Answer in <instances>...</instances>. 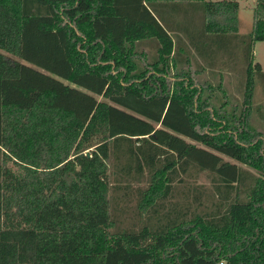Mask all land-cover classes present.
I'll use <instances>...</instances> for the list:
<instances>
[{
	"label": "trees",
	"instance_id": "1",
	"mask_svg": "<svg viewBox=\"0 0 264 264\" xmlns=\"http://www.w3.org/2000/svg\"><path fill=\"white\" fill-rule=\"evenodd\" d=\"M185 1L221 18L207 33L237 31L236 2ZM253 18L240 109L179 70L149 0H0V51L20 59L0 53V264H264V0ZM150 39L151 63L136 51ZM128 202L139 219L116 227Z\"/></svg>",
	"mask_w": 264,
	"mask_h": 264
},
{
	"label": "rangeland",
	"instance_id": "2",
	"mask_svg": "<svg viewBox=\"0 0 264 264\" xmlns=\"http://www.w3.org/2000/svg\"><path fill=\"white\" fill-rule=\"evenodd\" d=\"M223 1L236 2L238 4L235 20L231 24H227L229 29H231L232 25L236 26L237 31L235 33L227 32L223 37L214 33H207L205 27L215 21L221 23V18L214 16L213 12H209L204 2H196L194 10H186L185 15L180 5L179 10L176 9L171 12L176 22L175 26H168L166 29L175 44H177L176 40H178V44L184 48L182 51L183 56L180 55L182 59L179 60V70L193 71L195 75H190L192 79H196L201 84L210 85L214 89L213 102L216 106L226 101L231 106H237L241 109L247 80L246 68L249 64L244 54L245 44L249 42L248 35L251 34L253 28L255 0H205L206 3ZM158 46V42L155 39L144 40L136 44V51L139 54L143 53L146 61L151 63L156 58ZM196 49L199 54L201 52L200 55H204V49H206L208 52L205 55L208 56V59H197L198 53ZM0 53L10 61H20V59L10 54L2 51ZM250 56L253 66L259 64L262 73H264V41L253 43ZM142 63L143 61L139 59V64ZM252 83L250 125L264 133V78H261L255 70L252 76ZM205 94L207 93L205 92ZM97 99L102 100L101 98ZM185 141L199 148L206 149L201 144L189 139H185ZM221 157L229 163L238 165L243 170L257 174L253 169L238 164L232 159ZM189 182L192 186L204 188L206 192H211L209 179L205 173H200L196 179H189ZM137 187L136 184L132 185V188L136 189ZM127 204H120L112 212L116 227L120 225L128 227L139 219L136 215L135 203L128 202ZM115 230L117 229L114 227L109 230V233H114Z\"/></svg>",
	"mask_w": 264,
	"mask_h": 264
},
{
	"label": "crops",
	"instance_id": "3",
	"mask_svg": "<svg viewBox=\"0 0 264 264\" xmlns=\"http://www.w3.org/2000/svg\"><path fill=\"white\" fill-rule=\"evenodd\" d=\"M149 5L151 9L153 10L154 14L163 21L165 25L174 27L175 26V20L174 15L172 16L171 12L176 9H181L184 11L186 10H194L195 4H191L189 1L185 0H149ZM197 59H200V57L197 55Z\"/></svg>",
	"mask_w": 264,
	"mask_h": 264
},
{
	"label": "water",
	"instance_id": "4",
	"mask_svg": "<svg viewBox=\"0 0 264 264\" xmlns=\"http://www.w3.org/2000/svg\"><path fill=\"white\" fill-rule=\"evenodd\" d=\"M88 156V155H87Z\"/></svg>",
	"mask_w": 264,
	"mask_h": 264
}]
</instances>
